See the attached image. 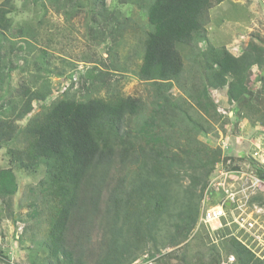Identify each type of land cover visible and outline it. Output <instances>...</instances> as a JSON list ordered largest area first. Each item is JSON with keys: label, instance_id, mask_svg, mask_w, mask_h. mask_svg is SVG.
Here are the masks:
<instances>
[{"label": "trees", "instance_id": "obj_1", "mask_svg": "<svg viewBox=\"0 0 264 264\" xmlns=\"http://www.w3.org/2000/svg\"><path fill=\"white\" fill-rule=\"evenodd\" d=\"M84 1L90 7L86 13L90 34L93 29L115 34L131 20L105 0ZM119 1L136 4L147 20L133 53L139 56L138 78L151 86L150 99L114 94L78 100L65 91L32 116H28L32 101L45 99L50 85L37 71L20 84L17 101L11 95L3 97L9 71L15 66L8 60L6 45L18 44L15 48L21 51L20 42L27 37V52L34 47L28 46L32 34L14 25L13 9L6 8L11 0L0 3V89L6 85L0 94V148L7 157L6 164L0 165V198L13 217L10 203L17 191L16 171L33 175L37 179L34 210L42 206L49 219L41 242L46 255L32 256L30 264H130L145 251L148 258L158 259L143 264H169L176 253H163L159 248L188 238L199 215L198 190L222 154L220 148L198 137L211 130L219 114L208 87L227 85L224 100L237 103L234 124L245 113L250 125L255 121L264 124V109L252 99L264 94L262 39L247 41L240 54L234 55L222 44L213 45L206 34L209 9L224 0ZM54 2L66 19L83 4L82 0H50ZM15 28L18 34L11 31ZM184 46L190 48L187 68L180 50ZM114 49L109 51L117 57ZM37 58L47 61L44 53ZM253 65L260 67L262 85L257 94L248 86ZM94 70L88 71L90 83L99 76ZM179 86L185 99L170 91ZM190 101L197 112L185 110L184 103ZM138 117L140 121L130 127V121ZM22 120L25 123L20 126ZM185 179L189 183L177 189ZM254 200L264 205V194ZM94 222L101 235L93 253L88 242ZM204 240L199 235V242L205 244ZM215 248L214 244L207 246L206 257L193 253L172 264H220ZM223 248L225 257L233 255L229 264H264V258L233 236L223 241Z\"/></svg>", "mask_w": 264, "mask_h": 264}, {"label": "rangeland", "instance_id": "obj_2", "mask_svg": "<svg viewBox=\"0 0 264 264\" xmlns=\"http://www.w3.org/2000/svg\"><path fill=\"white\" fill-rule=\"evenodd\" d=\"M3 1L0 0V3ZM105 1L107 6L120 8L131 19L125 26H121L119 33L111 34L112 32H110L108 34L106 32L103 34L100 30L93 29L90 34L87 28L91 23L86 14L90 7L84 0H82L83 4L80 11L75 12L69 19L65 18L62 10H57L56 2L50 3V0H11L6 8L13 9L12 20L14 25L24 28L26 33L32 34L28 39V43H30L28 46L34 47V49L30 53L25 49L27 37L23 42H20L23 45L21 51L15 48L18 44L12 48L10 45H6V50L10 53L8 60H10L11 65L15 66L9 71L8 84L7 86L3 84L0 94L6 86L3 90V97L11 95L17 101L19 99L17 89L20 84L31 79V75L38 71L41 76L45 77L44 80L48 81L51 92L45 99L33 100L32 110L28 116L49 107L51 101L61 96L65 91L73 93L78 100L91 96L109 98L114 94L122 97H138L143 101L149 100L148 89L151 86L138 78L139 56L135 55V52L133 53L136 49L137 37H140L143 26H146V17L134 3L124 4V2L120 3L119 0ZM27 28L29 32H27ZM205 28L208 39L213 45L222 44L234 55H238L239 48L249 40L260 38L264 44V0H224L209 9V20L205 24ZM15 29L11 30L12 33L18 34L20 30ZM110 47H115L114 50L117 49V57L112 54L113 51H109ZM180 50L187 68L191 62L187 58L190 48L184 46ZM40 53H44L46 56V63L37 58V54ZM21 57L27 58V63H22ZM21 65L24 70L19 69ZM258 68L260 70L259 66ZM91 69H95L93 74L99 75L92 83L88 81L90 76L88 71ZM185 75L187 77L189 73ZM62 81H65V84L62 85ZM253 83L254 81L249 77L248 86L253 93L257 94L262 84L259 81L254 83L255 86H252ZM52 89L57 91L56 93L53 91L54 95H52ZM170 91L174 97L179 96L185 99L180 86L171 87ZM208 94L212 96L211 87H208ZM252 99L256 106L264 109V94L255 95ZM222 101L224 107L231 105L229 109L232 111L237 108L235 102H227L224 98ZM194 105L190 101L184 103V108L189 113L191 111L197 112ZM239 116L242 117V115ZM242 118V122L251 124L246 113ZM139 121V117L132 119L130 127L134 128ZM24 123L25 120H22L18 124L22 126ZM256 124L259 122L255 121ZM236 125L234 121H231V117L225 120L218 114V117L212 121L211 130L201 132L198 137L212 148H216L218 139L225 135L227 127H231L233 133L231 139L232 152L227 157L232 158L234 149L240 152L241 148L247 144V141L240 139L241 135L244 137V131L237 129ZM246 136L248 139L251 138V131ZM6 162L7 157L4 148H0V165H5ZM16 177L17 191L10 203L14 213L13 217L8 214L3 200L0 198V264H30L32 256L44 257L46 255L41 242L47 233L49 219L47 210L42 206L38 205L40 210H36L37 212L34 210L37 209L33 204L36 200L34 186L37 179L33 175H25L19 171H16ZM188 183L187 179L182 180L181 187H177V189L184 188ZM202 189L198 190L199 194H201ZM258 201L256 200V202ZM258 210L262 211V209ZM207 222V224L199 226L197 222L188 238L182 243L167 247L160 246V252L176 253L175 259L172 258L169 264L177 262L179 257H187L193 253L203 254L206 257L207 246L212 244L220 253V264L232 262L233 255L225 257L223 241L230 236L237 237L238 229L233 224H224L227 220H222L221 226H218L219 219ZM215 227L217 228L215 229ZM100 233L101 230L94 222L88 242L93 253L96 251ZM199 235L205 239V244L199 242ZM145 252H143L142 257H138L130 264H143L147 259H151L152 262L156 258L158 259V256L148 258L150 254ZM259 257L264 258V255ZM86 262H91V260L86 259Z\"/></svg>", "mask_w": 264, "mask_h": 264}, {"label": "built area", "instance_id": "obj_3", "mask_svg": "<svg viewBox=\"0 0 264 264\" xmlns=\"http://www.w3.org/2000/svg\"><path fill=\"white\" fill-rule=\"evenodd\" d=\"M252 71L255 73L252 80L254 83L259 82L257 68L254 67ZM254 83L252 86H255ZM61 84H65V81ZM53 91L57 92L52 89V95ZM211 92L217 111L223 118L231 117L232 121L233 111L229 109L231 105L224 107L223 101L221 102L222 92L217 89ZM242 121L236 126L244 131V137L241 135L240 139L247 141V144L240 152L234 149L233 157H227L232 152L231 127L226 128L225 135L215 145L222 154L214 163L212 174L201 191L197 222L199 226L219 219L218 226H221L222 220H227L224 224H233L238 229L237 238L256 255L261 256L264 255V205H259L254 197L264 194V125H248L246 121V124ZM246 129L251 131L249 139L246 136L249 131Z\"/></svg>", "mask_w": 264, "mask_h": 264}, {"label": "clouds", "instance_id": "obj_4", "mask_svg": "<svg viewBox=\"0 0 264 264\" xmlns=\"http://www.w3.org/2000/svg\"><path fill=\"white\" fill-rule=\"evenodd\" d=\"M211 42V41H210ZM203 46H206V42L204 41L203 42V44H202ZM240 50L238 51L239 52V54H240V52H241V50H242V47H240L239 48ZM237 51V50H236ZM257 68V70H258V74H256L257 76H259L260 75V70H259V68H258V66L257 65H253L252 67H251V74L252 75H254L255 73H253V71H252V69L253 68ZM258 79H259V77H258ZM251 80H252V78H251ZM260 81V80H259ZM255 88V87H254ZM213 89H217V90H219L220 92H222V94H221V100L224 98V95H225V92H226V89H227V85H224L223 87H221V88H219V87H217V88H213V87H211V91L213 90ZM211 97V99H212V101H213V98H212V96H210ZM33 102V101H32ZM232 102H234V101H232ZM213 103L215 104V102L213 101ZM216 105V104H215ZM33 106V105H32ZM216 107V106H215ZM216 111H217V109H216ZM218 112V111H217ZM219 113V112H218ZM219 115L220 116H222L220 113H219ZM232 119H233V116H232ZM264 125V124H263ZM199 216V215H198ZM198 220V219H197ZM233 237H235L237 240H239L236 236H233ZM240 241V240H239ZM241 242V241H240ZM242 243V242H241ZM243 245H245L244 243H242ZM246 246V245H245ZM247 247V246H246ZM248 248V247H247ZM249 249V248H248ZM250 250V249H249ZM253 252V251H252ZM255 255H256V253H255ZM258 256V255H257Z\"/></svg>", "mask_w": 264, "mask_h": 264}]
</instances>
